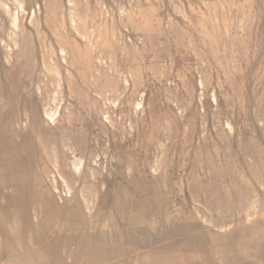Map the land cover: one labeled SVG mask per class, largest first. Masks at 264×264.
<instances>
[{
  "label": "rangeland",
  "instance_id": "rangeland-1",
  "mask_svg": "<svg viewBox=\"0 0 264 264\" xmlns=\"http://www.w3.org/2000/svg\"><path fill=\"white\" fill-rule=\"evenodd\" d=\"M0 264H264V0H0Z\"/></svg>",
  "mask_w": 264,
  "mask_h": 264
}]
</instances>
